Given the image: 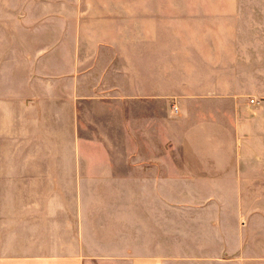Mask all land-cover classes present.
<instances>
[{
    "label": "crops",
    "instance_id": "1",
    "mask_svg": "<svg viewBox=\"0 0 264 264\" xmlns=\"http://www.w3.org/2000/svg\"><path fill=\"white\" fill-rule=\"evenodd\" d=\"M0 264H264V0H0Z\"/></svg>",
    "mask_w": 264,
    "mask_h": 264
},
{
    "label": "built area",
    "instance_id": "2",
    "mask_svg": "<svg viewBox=\"0 0 264 264\" xmlns=\"http://www.w3.org/2000/svg\"><path fill=\"white\" fill-rule=\"evenodd\" d=\"M254 102V101H253ZM175 111H178V108L177 107H175Z\"/></svg>",
    "mask_w": 264,
    "mask_h": 264
},
{
    "label": "rangeland",
    "instance_id": "3",
    "mask_svg": "<svg viewBox=\"0 0 264 264\" xmlns=\"http://www.w3.org/2000/svg\"><path fill=\"white\" fill-rule=\"evenodd\" d=\"M174 110H175V108H174ZM177 112V111H176Z\"/></svg>",
    "mask_w": 264,
    "mask_h": 264
}]
</instances>
